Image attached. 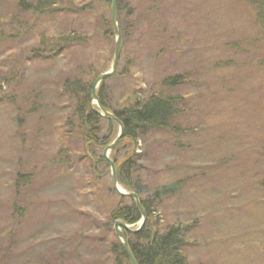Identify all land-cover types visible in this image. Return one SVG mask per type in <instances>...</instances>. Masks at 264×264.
<instances>
[{
    "label": "rangeland",
    "instance_id": "1",
    "mask_svg": "<svg viewBox=\"0 0 264 264\" xmlns=\"http://www.w3.org/2000/svg\"><path fill=\"white\" fill-rule=\"evenodd\" d=\"M23 1L0 0V264H112L109 216L120 200L107 163L92 179L89 158L104 148L82 146L66 127L72 102L62 94L65 81L92 85L110 69L115 41L99 35L96 16L111 22V5L95 0L98 13L95 4L83 12L91 0H60L41 18ZM124 2L132 32L99 100L114 114L152 94L184 99L178 133L150 131L135 151L150 193L183 182L152 220L188 228L189 264H264V36L253 9L244 0ZM64 36L66 47H42ZM171 76L184 85L164 89ZM111 127L103 119L104 135ZM19 174L33 179L17 187Z\"/></svg>",
    "mask_w": 264,
    "mask_h": 264
},
{
    "label": "trees",
    "instance_id": "2",
    "mask_svg": "<svg viewBox=\"0 0 264 264\" xmlns=\"http://www.w3.org/2000/svg\"><path fill=\"white\" fill-rule=\"evenodd\" d=\"M59 1L60 0H29L28 2H20V6L27 8L28 12H33V16L38 15L42 18L49 13L61 10V8H57ZM244 1L253 9L255 21L261 34L264 36V0ZM100 2L104 3L107 8L111 5V0H100ZM94 4L97 9V1L91 0L88 5L83 7L82 11H92ZM117 6L118 13L120 14L123 51L124 43L130 37L132 30L128 22L121 19L122 17L125 19L130 18L131 15H134V12L130 10V7L127 6L124 0H118ZM104 18L105 15L103 13H101V16H96L97 21L101 22L99 24L104 31L103 33L100 32L99 35H107L110 41L114 42L115 37L112 24L110 20ZM95 35H98L97 32H95ZM70 40L71 37L64 36L55 39V42H53L55 44H46L44 41L42 47L45 48V51H49L48 54H52L57 48H61V41L64 47H66ZM184 83V77L171 76L163 81L162 87L169 91L180 88ZM62 94L68 97L72 102L70 105L72 118L68 119L65 125L67 128L73 127L72 132L77 133V136L81 139L82 146L91 144L94 148L102 149L116 138L118 133L113 131L112 128L116 124L110 121V125L112 126L110 128V133L107 135L103 134V119L97 115L91 106L92 85L89 82L78 79L65 81ZM100 102L107 111H111L106 101L100 99ZM183 102L184 99L179 96H169L164 93L152 94L145 99H139L132 104L126 105V107L114 113V115L123 122L125 127L122 141L111 153V158L114 160L117 168L119 185L127 192L136 193L141 200L142 206L148 213V220L145 227L139 233L135 235L126 233L130 249L137 264H189L188 258L184 253L188 246L186 235L188 228L181 223L163 227L159 219L155 218L152 220L162 200L177 194L183 182L178 181L169 186L154 189V191L150 193L143 185L140 177L136 176L137 165L138 162H140V158L135 155L140 137L146 135L148 132L171 131L178 133V130L172 128V122L179 114V107ZM128 148H130V152L119 157V154ZM117 155L118 157H116ZM89 160L92 161L90 167L92 179L96 181L100 180L102 175L99 173V168L105 165V160L102 156L97 155L96 152H92ZM80 161H84V158ZM85 161H88V159H85ZM61 163L64 164L66 161H59L60 168ZM32 179L33 177L31 175L19 174L16 177L15 185L17 187L24 184L28 185ZM119 200L118 206L111 211L109 216L110 225H114V222L117 220L123 221L129 225L138 224L141 221V213L134 201L132 199L120 197ZM126 201L130 204L126 205ZM115 240V242L110 244L112 264H130L120 241L117 239Z\"/></svg>",
    "mask_w": 264,
    "mask_h": 264
},
{
    "label": "water",
    "instance_id": "3",
    "mask_svg": "<svg viewBox=\"0 0 264 264\" xmlns=\"http://www.w3.org/2000/svg\"><path fill=\"white\" fill-rule=\"evenodd\" d=\"M117 4H118V0H111V8H110L111 23H112V28H113V34L115 37L112 64L108 71L100 74L93 82L91 100H92V104L97 107L95 112L97 113L99 117H101L102 119L108 120L110 122H113L118 126V134L116 138L104 148L102 158L105 160V162L110 167L112 190L120 198L132 199L141 213V221L139 223L140 226L138 230H133L132 225H129L120 220L115 221L113 225L116 237L120 241L121 246L123 247V250L128 258L129 263L137 264L133 256V253L130 249L126 233H130L134 235L139 233L145 227V224L148 220V213L145 210V208L142 206L141 200L136 193L127 192L124 189H122L121 186L119 185L118 176H117V168H116L115 162L111 159L110 156H111L112 151L122 141L124 137V133H125V127H124L123 122L118 117H116L113 113L107 111L103 107V105L101 104L99 100L98 93H97L99 90V87L104 81L116 75L119 64H120V60H121L123 39H122V30H121V24H120Z\"/></svg>",
    "mask_w": 264,
    "mask_h": 264
}]
</instances>
